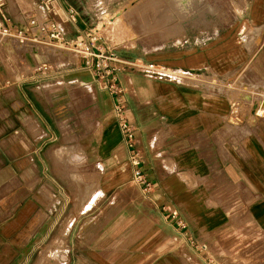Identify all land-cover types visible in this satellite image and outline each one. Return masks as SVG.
I'll list each match as a JSON object with an SVG mask.
<instances>
[{
    "label": "crops",
    "instance_id": "obj_1",
    "mask_svg": "<svg viewBox=\"0 0 264 264\" xmlns=\"http://www.w3.org/2000/svg\"><path fill=\"white\" fill-rule=\"evenodd\" d=\"M3 1L10 25L28 45L17 60L0 62V188L31 189L0 194V264H264V171L248 168L246 157L262 162L264 140L256 135L248 147L216 136L233 105L230 74L247 63L264 89V0H250L241 15L248 22L242 29L250 23L260 29L251 55L230 32L217 30L144 58L205 75L204 85L132 69L118 74L123 115L134 127L149 189L134 181L116 98L71 51L40 54V34L47 36L29 24L37 16L27 10L35 7ZM37 3L66 41L89 34L66 0ZM52 149L80 171L97 170L101 193L91 208L95 183L82 175L72 200L58 192L71 182L56 173ZM171 208L182 226L166 217ZM249 235L255 239L247 245Z\"/></svg>",
    "mask_w": 264,
    "mask_h": 264
},
{
    "label": "rangeland",
    "instance_id": "obj_2",
    "mask_svg": "<svg viewBox=\"0 0 264 264\" xmlns=\"http://www.w3.org/2000/svg\"><path fill=\"white\" fill-rule=\"evenodd\" d=\"M249 1L66 0V4L73 12L79 13V16L83 19V22L80 23L87 29V33L95 31L101 36L100 40L96 42L97 46L113 49L120 58L125 60L147 63L144 58L154 57L162 47L173 46L180 39L187 37L190 39L197 34H207L217 30L230 32L231 36L234 37L235 44L238 47H246L251 55L256 46L255 37L257 34L260 35V29H254V31L249 29L253 23L242 29L243 25L248 23L241 19V15L244 13V6L248 5ZM22 3L27 4L26 7H35L32 12L27 10L29 15L34 14L39 18L45 15V10L37 5V0H22ZM166 17L168 21H166ZM40 35L43 36V39L38 40L36 47L40 49V54L49 55L57 49H66L50 42L43 34ZM25 37L27 38L22 34V37L17 39L24 40ZM75 39L69 41L72 42ZM25 41L19 43V41H15L10 37L0 38V62L3 61L6 64L17 60L18 54L27 48L28 44ZM243 66L242 72L230 74V89L226 91H228L229 100L233 105L229 106L230 112L228 113L230 114L227 121L221 130L217 129L216 136L217 139L225 140V144H241L249 147L254 145L253 137L256 135L259 136L256 140H264V126L262 128L260 123L264 119V89H260L256 85L254 75L249 72L248 64H243ZM190 77L192 78L184 80V82L200 85L207 81L203 75L199 78L194 75ZM212 80L216 83H220V80L222 82V78H218L216 75L212 76ZM219 90L223 92L222 88H219ZM240 94H246L248 99L245 97L244 99H235L240 97ZM239 104L241 105L240 111L233 113V108ZM256 109L262 110V114L257 115L258 113H255ZM58 154H61V156H58ZM63 155L62 151L54 152L52 157L54 158L55 171L61 177L68 178L71 185L65 187L60 185L58 192L70 195L69 199L72 200L78 188L76 187L79 180L78 176L82 175L87 183L91 180L95 183L92 199L90 198L91 202L87 209L91 208L95 203V199L101 193L100 176L97 170L88 165L85 171H80L79 168L74 166V163L69 162L66 155ZM254 156V154L247 153L248 168L264 171V157L262 162L259 160L255 162ZM76 162H78L77 158ZM28 173L30 174V171ZM16 189H19V191L23 189V193H29L31 187H1L0 194H14ZM64 189L67 190L64 191ZM55 201L56 198L54 203ZM56 207L58 206L56 205ZM248 239L247 245L252 244L250 240L255 239V235H249ZM9 253H13V251H6V254Z\"/></svg>",
    "mask_w": 264,
    "mask_h": 264
},
{
    "label": "built area",
    "instance_id": "obj_3",
    "mask_svg": "<svg viewBox=\"0 0 264 264\" xmlns=\"http://www.w3.org/2000/svg\"><path fill=\"white\" fill-rule=\"evenodd\" d=\"M29 24L36 26L39 31L46 34L50 42L66 48L79 57L93 75L104 83L107 91L116 98L115 111L118 115L123 141L129 151L130 162L134 166V181L143 189H149L151 183L140 168L141 156L136 149L134 127L123 115V90L118 84L117 76L124 69H132L151 78L179 82L192 78L190 77L192 74L189 71L163 67L154 63L133 62L120 58L113 49H105L96 45L101 36L95 31H90L86 37H78L72 42L66 41L61 27L46 15L30 19ZM22 34L10 25L4 10V1L0 0V38L16 36L19 38ZM166 217L180 226L183 225L175 209L167 210Z\"/></svg>",
    "mask_w": 264,
    "mask_h": 264
},
{
    "label": "bare ground",
    "instance_id": "obj_4",
    "mask_svg": "<svg viewBox=\"0 0 264 264\" xmlns=\"http://www.w3.org/2000/svg\"><path fill=\"white\" fill-rule=\"evenodd\" d=\"M166 19H167V17H166ZM166 21H168V19H167ZM115 24H117V23H115ZM204 76H205V75H204ZM198 81H199V80H198ZM196 82H197V81H196ZM243 97L248 98V96H243ZM262 112H263L262 110H257V109H256V112H255V113H258L257 115H259V114H262ZM59 149H60V148H59ZM62 150H63V149H62ZM51 151H52V154L54 155V152H57L58 150H57V149H52ZM77 157H78V156H77ZM77 157H75V158H77ZM72 158H73V157H72ZM75 158H74V159H75ZM74 159H73V160H74ZM77 160H78V158H77ZM86 192H89V188H87Z\"/></svg>",
    "mask_w": 264,
    "mask_h": 264
}]
</instances>
